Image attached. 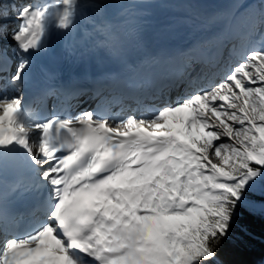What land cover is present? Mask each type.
<instances>
[{"label": "snow or ice", "instance_id": "obj_1", "mask_svg": "<svg viewBox=\"0 0 264 264\" xmlns=\"http://www.w3.org/2000/svg\"><path fill=\"white\" fill-rule=\"evenodd\" d=\"M94 6L99 14L107 7ZM185 7L189 16L184 23L197 34L193 42L182 49L145 55L139 66L182 70L207 63L209 53L217 63L227 53L229 62L211 82L193 88L182 72L177 73L164 78L167 82L162 86L183 89L182 94L148 114L113 119L88 108L76 116V163L87 158L84 167L92 183L76 194L74 210L93 224L99 217L119 242L123 255L111 264H216L238 208L264 217V47L238 55L235 45L228 47L241 24L249 31L264 26V0H237L227 11L203 12L207 6L199 0H190ZM26 10V6L15 7L20 23L13 31L7 23L9 13L0 12V64L15 59L8 77L14 91L22 90L31 64L28 57L34 54L19 43L21 13ZM101 30L107 32V27ZM109 39L114 60L127 64L120 38L109 34ZM6 40L15 42L12 54ZM104 78L125 83L118 72L106 73ZM21 103L22 95H0V150L20 146L34 163L39 164L41 156L46 160L40 164L47 165L42 178L60 176L51 170L60 168L59 150L54 153L56 160L32 153L28 133L17 122ZM50 127L49 122L40 125L45 134ZM213 157L219 163H213ZM249 193L258 198H249ZM52 211L56 212L52 222L38 231L0 242V264H76L67 254V245L61 246V229L67 225L63 221L57 225L59 212ZM7 219L0 209V221ZM97 231L102 229L97 226Z\"/></svg>", "mask_w": 264, "mask_h": 264}, {"label": "bare ground", "instance_id": "obj_2", "mask_svg": "<svg viewBox=\"0 0 264 264\" xmlns=\"http://www.w3.org/2000/svg\"><path fill=\"white\" fill-rule=\"evenodd\" d=\"M66 1L76 6V11L75 13H73V17L76 19L77 23L81 24L83 28L90 27L89 36L91 39L104 37L107 32L102 31L101 28L107 27L106 23L110 20L117 18L118 21H122L132 16L139 17L150 23L157 24L158 26L160 25L162 26V30H167V33H171V30H173V28L170 27L169 24L179 18H182L180 22H182L183 24L186 11L183 10L182 7L184 4L190 2V0H173L172 3L164 7L160 0H127L121 3V5L134 3L139 6L125 9L118 6L120 4L117 2V0ZM236 2L237 0H228V4ZM97 4L107 5V7H105V9L103 10V14H99L100 10L94 6ZM201 4L207 6L203 10V12H209L215 9L219 10L220 7H216L215 3H213L212 0H204ZM116 13H118L117 16H115ZM9 28L12 29V24L9 25ZM192 33L193 31L191 30L190 26L187 25V29L185 30V32H183V35L187 36ZM4 44L10 49L15 48V45L11 42V40H6ZM256 47L258 48L260 46L256 45ZM10 54H12V51L10 52ZM171 91L173 90L168 91V93H170ZM5 92L9 96L17 95V92L13 90L9 83L2 80L0 83V93L4 94ZM212 161L213 163H219V160L216 157H213ZM96 224L100 227V229H102V231L98 232L96 228L90 238L86 240L88 251H90L94 259L97 260L96 264H111L112 261H118L123 255L119 247V242L115 238H113L108 228L102 222H100L99 217H97ZM76 264L80 263L76 262Z\"/></svg>", "mask_w": 264, "mask_h": 264}, {"label": "trees", "instance_id": "obj_3", "mask_svg": "<svg viewBox=\"0 0 264 264\" xmlns=\"http://www.w3.org/2000/svg\"><path fill=\"white\" fill-rule=\"evenodd\" d=\"M248 196L258 198L252 193ZM263 259L264 217L240 207L219 248L216 264H261Z\"/></svg>", "mask_w": 264, "mask_h": 264}, {"label": "rangeland", "instance_id": "obj_4", "mask_svg": "<svg viewBox=\"0 0 264 264\" xmlns=\"http://www.w3.org/2000/svg\"><path fill=\"white\" fill-rule=\"evenodd\" d=\"M257 2H258V1H257ZM259 43H260L261 47H264V37L262 38V41L259 42Z\"/></svg>", "mask_w": 264, "mask_h": 264}, {"label": "water", "instance_id": "obj_5", "mask_svg": "<svg viewBox=\"0 0 264 264\" xmlns=\"http://www.w3.org/2000/svg\"><path fill=\"white\" fill-rule=\"evenodd\" d=\"M262 264H264V259H263V262H262Z\"/></svg>", "mask_w": 264, "mask_h": 264}]
</instances>
